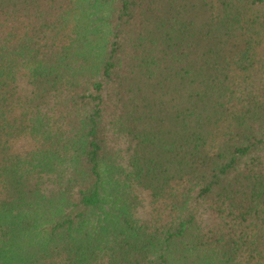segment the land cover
<instances>
[{
  "label": "trees",
  "instance_id": "1",
  "mask_svg": "<svg viewBox=\"0 0 264 264\" xmlns=\"http://www.w3.org/2000/svg\"><path fill=\"white\" fill-rule=\"evenodd\" d=\"M0 264H264V0H0Z\"/></svg>",
  "mask_w": 264,
  "mask_h": 264
}]
</instances>
